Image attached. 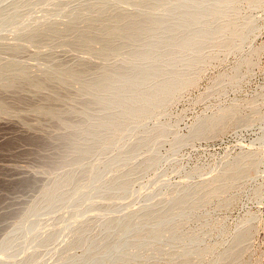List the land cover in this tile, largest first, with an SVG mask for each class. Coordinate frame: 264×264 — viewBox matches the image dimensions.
<instances>
[{
	"label": "rangeland",
	"instance_id": "374dc122",
	"mask_svg": "<svg viewBox=\"0 0 264 264\" xmlns=\"http://www.w3.org/2000/svg\"><path fill=\"white\" fill-rule=\"evenodd\" d=\"M51 1L30 5L31 0H0V104H7V108L0 107V264H76L77 257L66 254L84 256L94 241L99 253L102 244L110 245L106 254L97 255L104 257L105 264L125 258L134 264L156 259L157 264H264V0H225L235 5H225V37L214 40L192 37L202 32V26L188 23L192 15L207 17L214 6L212 0H164L177 8L162 19L163 36L130 43V55L112 61L108 71L129 78L141 62L143 76L156 75V83L175 69L203 78L193 90H180L177 105L153 110V117L140 128L135 118H123L133 87L115 101L103 96L75 97V73L84 75L83 84L97 80L95 70L101 60H81L83 54L75 50L79 48L74 43L64 47L57 38L49 37L48 24L47 36H36L33 44L26 43V30L12 32L51 20L71 22L84 11L95 17L117 14L115 3L108 2L101 11L100 4L85 0H60L54 6L48 4ZM200 2H204L201 8L197 6ZM221 24L216 21L209 31H217ZM175 27H179V47L167 63L157 66L156 57L166 55L175 42L169 37ZM69 28L67 33L75 31L71 27L68 32ZM185 29L195 31L186 33ZM157 43L163 47L160 54L140 59L141 46ZM202 43L209 49L200 59L209 56L215 45L225 46L218 60L201 68L203 71L200 63L191 65L199 59L195 48ZM19 44L27 48L13 50ZM45 44L51 47L40 50L43 55H35ZM245 60L250 66H241ZM66 68L71 69L69 73ZM21 74L29 78L21 80ZM3 75L12 78L3 80ZM36 85L44 89L39 91ZM120 86V82L103 84ZM230 107L239 113L235 127L219 137L197 138V127L204 126L199 125L201 118L221 116L222 108ZM116 115L123 123L121 138L115 145L94 148L96 138L115 132L105 131L100 122ZM153 130L160 133L138 146ZM89 134L93 135L89 138ZM245 156L250 163L259 161V166L241 171L245 178L232 186L226 200H200L211 178L240 164ZM73 164L76 167L71 169L77 175L69 183L73 171L69 165ZM110 169L113 173L100 179ZM55 185L59 191L51 193ZM122 186H126L124 192H120ZM132 211L122 221L130 228L139 223L142 234L138 238H129L131 231L123 227L105 229ZM164 217L168 219L161 220ZM150 229L162 232L147 233ZM152 242L160 246L157 251L143 246ZM54 252L63 259L58 260Z\"/></svg>",
	"mask_w": 264,
	"mask_h": 264
},
{
	"label": "bare ground",
	"instance_id": "6f19581e",
	"mask_svg": "<svg viewBox=\"0 0 264 264\" xmlns=\"http://www.w3.org/2000/svg\"><path fill=\"white\" fill-rule=\"evenodd\" d=\"M36 1H38V0H31L30 5H33ZM58 1H60V0H53V1L49 2L48 4L54 6ZM85 1L87 4H90V3L100 4V10L101 11L104 10V8L107 6L108 2H113V3H115L116 9H117V14H110V15L104 14L102 16L95 17L89 13H86V11H84L83 13L73 17L71 22L59 23L58 21L51 20V21H47L45 23L28 24L26 26H22L16 30L12 31L14 33H22L23 31L26 30V34H25V36L27 38L26 43L33 44L35 38L41 37L40 35L44 34V33L46 35V33L48 34L49 32H45V31L51 30L50 31L51 36H49V37L54 38V40L57 38L56 40L59 41L58 43H60V41H61V46L69 47V45H68L69 43H74L77 46L76 48H79V49H75V50H78L79 53L83 54L82 55L83 58H81V60H83L85 62L86 61H93L96 59L102 61V65L97 69V71L95 70L97 76L99 77V78H96L97 80L93 79V81H90L86 84L85 83L83 84L81 80L85 79V77H83L84 75H79V73H75L76 76L75 75L74 76L77 78L76 82H74V85L77 89V96H75L76 98H80L81 95L88 96V97H102L103 96L105 98L111 97L115 101L116 99H118L119 97H121L123 95L124 91L128 87H133L134 88L133 96L131 97L130 101L127 103L123 118L125 117V119L127 121L135 118L137 127L140 128V127L145 125L144 122L146 121V119L149 118L150 116H152V114L154 112L153 110L160 109V108L163 109L164 106L170 108L171 106L176 104L177 101H179L178 96L180 94L181 89H192V88L194 89L195 87H197L199 85L200 81H202L200 78H203V76L200 77V75L197 73L189 76L185 72L180 71L178 69H175L174 71L169 73L160 83H156L155 82L156 81V75H152V76H149V75L145 76L144 75L143 76L145 66L141 62H139L138 64L135 65L134 71H133L134 73L129 78H124V77H127L128 75L122 76V74H120L119 72L108 71L109 64L112 61H115V60L121 61L122 59H124V57L126 55L127 56L130 55L131 52H129L127 54L128 46L130 43L132 44L134 42H138L140 40V38H144V37L151 38V37H156V36L157 37L163 36V30L164 29L160 28V26L162 24V19L165 16H169L170 13H172L174 10H176L177 5L172 6L171 1L170 2L169 1L164 2V0H85ZM212 2L214 3V6L211 10H209V13H208L209 15L207 17L199 18L196 15H192L190 17L191 20L189 19L190 21H188V23L191 22L192 27H194L196 25L198 26L199 24H201V26H202V32L199 33L198 35L197 34L195 35L194 34L195 32H194L193 33L194 36L192 35V37H198V38L201 37V38L207 39V40H214L216 38L221 39V38L225 37V5H226V7L230 8V7H234L235 4L233 5L229 1L225 2V0H212ZM201 5H204V2L198 3L197 6L201 8V7H203ZM66 9H67V7L62 9V10H66ZM216 21L220 22V23L222 22V24L219 26L218 30L215 32L209 31ZM68 23H71L70 26L69 25L66 26ZM47 24H48L49 28L46 30L45 27ZM187 25L185 27H187ZM61 26H63L65 29L61 28ZM67 27H70V28L74 27L73 30H75V31L72 30L73 32L69 34V33H67V30H66ZM156 27H158V28L156 29ZM185 27H183V28H185ZM192 27H190V29H193ZM70 28L68 29V32H71V31H69ZM178 28L175 27L173 29V31H171V33L169 34V37L172 39V41H175V42L173 43V45H171L168 48V50L166 51V55L156 57L155 65L158 66V65H161L163 63H167L168 60H170V58L173 57V55L175 54L176 49L179 47V45L176 43V41L179 39V31H178L179 29ZM168 30H170V29H168ZM187 30H186V33L195 31V30H191V31L188 30L189 31L188 32ZM164 34H167V32L164 31ZM36 36H38V37H36ZM186 36H187L186 40H189L188 34ZM114 38H116V39H114ZM117 38H120V39L118 40ZM115 40H117V42L118 41L119 42L117 43ZM57 41H55V42H57ZM50 47H51L50 44L42 45L40 48H38L39 51L35 52V55H43V52H41L40 50L45 49V48H50ZM224 47L225 46H222L221 43L217 44L214 47L210 48V49H212V53L209 56H207L206 58H203V59L201 57V59H200V56H202L209 49L208 46H206V44L202 43V45L195 48L196 55L199 59L191 62V65L194 66L195 64L200 63V66H201L200 69L203 67L210 66L212 64V62L215 59H217L219 57V55L224 51L223 50ZM21 48H27V46L21 45V44L16 45V46L14 45L13 50L17 51ZM71 48H72V46H71ZM162 49H163V47L160 43H157V44H155L151 47H147V48H145L144 46H141V48L138 51V55H139L140 59L144 60V58L146 59L151 54H160ZM82 56H80V57H82ZM84 56H86L88 58H84ZM80 57L78 56L79 59H80ZM199 60H200V62H199ZM104 63H106V64H104ZM241 66L242 67L250 66V61L245 60L241 64ZM74 69H76V68H74ZM155 69H158V68L156 67ZM66 70H68L67 72L69 73V71L71 69L66 68ZM73 70H72V72H73ZM204 70H205V72L207 71L206 69H204ZM76 71H78V69ZM84 71H87V69ZM201 71H203V70L201 69ZM201 71H200V73H201ZM90 72H93V71H91V69H90ZM95 72H94V74H95ZM8 73L9 72H7V74ZM23 74H21L22 76H20L21 80H24L27 75L30 76V74H28V73H25V74H27L25 76ZM5 75H3V78H4L3 80H9L10 78H12V76H10V75H8L7 77ZM130 75H131V73H130ZM77 76H79V77H77ZM85 76H86V78L89 77L87 75H85ZM0 77H2V76H0ZM26 78H29V77H26ZM218 80H220V79H218ZM112 82H114V83L120 82L121 86L119 88L103 87V84H105V86H106V85L111 84ZM37 85H38V83H37ZM36 86H35V89H39V87L37 86L38 87L37 88ZM41 89H44V88L41 87ZM41 89H39V91ZM185 92H186V90H185ZM4 105H7V104L6 103L0 104L1 109L3 107H5ZM5 108H7V107H5ZM162 109H160V110H162ZM137 111H140L139 116L135 115ZM157 111H159V110H157ZM222 111H223V114L221 116L217 115L218 117H216V116L212 115V116H206V117H203L200 119L201 121H200L199 125L204 124V126H202L201 128L197 127V129L195 131V133L196 132L198 133L196 135L197 138L222 136L237 123L236 116H237V114L239 115V113L235 107H230V108H226V109L222 108ZM222 111H219V112H222ZM160 112H162V111H160ZM166 112H168V111H166ZM154 114H155V112H154ZM162 115L163 114H160V116H162ZM164 115H166V114H164ZM160 116H158V117H160ZM85 125H87V124H84V126H82V128L85 127ZM100 125L104 128L105 131L115 130V132L113 131V133H111L110 137H104L103 136L101 138H96V143L93 145L94 148L95 147L98 148L102 145H115L118 142V140L121 138V135L123 134V129H122V131L120 129L123 127L122 119H120L118 117V115L108 116L105 119H103L102 122H100ZM159 128H160V132H162L161 127H159ZM164 131H166V130H164ZM149 132L146 133L145 137H143L141 140L138 141V143H137L138 146H144L147 142L150 141L151 138L154 137L155 134L160 133V132L157 133V130H153L150 133ZM165 134L169 135V133H165ZM92 135L93 134H89L88 137L90 138V136H92ZM115 136H116V138H115ZM166 138H168V137H166ZM94 148H93V151H95ZM149 158L150 157H148L146 159H149ZM244 158L245 159L242 160L240 164L232 165L231 167L226 168L219 175L211 178L210 179L211 184L208 187V191L204 196L201 197L200 200H226L225 195L228 194V192L230 191L232 186L235 183H237L238 181H240L241 179L245 178V176L243 175V172H241V171H243V169L246 167H247L246 169H248V168H252V167L256 168L259 166L258 165L259 161L250 163V160H249V162L247 161L248 160L247 156H245ZM118 159L120 160V158H118ZM149 160H151V159H149ZM122 161L123 160H121V162ZM155 164H156V162H155ZM78 165H79V163H78ZM86 165H89V164H86ZM92 165L94 166L95 164H92ZM74 166L76 167V165H74V164L69 165L70 169L73 168ZM93 166H91V168L89 167V169L92 170ZM78 169H80V168H78ZM107 169H109V168H107ZM246 169H244V170L246 171ZM71 170H73V169H71ZM110 170L111 171L108 170V172H104L103 174H100V175H102L100 177V179L104 180V179L108 178L109 173H113L112 169H110ZM91 172H89L88 175L91 174ZM246 173H248V171ZM93 174H96V173L94 172ZM76 175H77V171L74 169L70 173L69 179L67 181H69V183H72V181L75 180ZM119 177L122 180H125V178H126V176H124V175L123 176L120 175ZM92 178H93L92 180H94L93 175H92ZM88 180H90V176H88ZM218 183H221V185H218ZM111 188H109V189H111ZM99 189H100V187H99ZM125 189H126V186H122L120 189V192H124ZM70 190L71 189H69L67 192H69ZM58 191H59L58 185H55L51 189V193H57ZM73 192L77 193V191H73ZM229 195H230V193H229ZM233 203H234V201H233ZM150 207L151 206H147L146 209H149ZM146 209H144L143 212L147 211ZM132 213H133V211L129 212L128 214H126L122 217H120L121 219H116L117 222L114 223V225H110V226L107 225L105 227V229L107 228V231H108L111 229V226L112 227H118V226L123 227L126 230L129 229L131 231V233L129 232V235H130L129 238H132V237L138 238L142 234V229L140 228L139 223L135 224L136 228H130L131 225H130V227H128L127 223L122 221V220H124V218H126L129 214H132ZM165 219H168V217H164L161 220H165ZM137 226H139V227H137ZM72 230H73V232L77 231L76 228H73ZM122 232H124V231H122ZM149 232H152L154 234H158L159 232H162V231L157 230V229H150V230H148L147 233H149ZM144 234H146V233H144ZM74 235H72V236H74ZM94 243H95V241L93 243L91 242L89 244L87 250L83 254L84 256H82V255L79 256L78 254H73L72 252H71L72 254L67 252L68 254H66V255L68 257L71 256L72 258L76 256L77 257V258L75 257L77 259L76 264H87L86 263L87 260L94 261L95 264H105L102 262L104 260L103 259L104 257L103 258L97 257V255L103 256L104 254H106L108 249L110 248L109 243L102 244V246L100 247V249H101L100 253L96 252V249L98 247L96 245L93 246ZM143 246L145 248H149V249L154 250V251L155 250L157 251V247H160L159 245H156L153 242L144 244ZM74 247L76 248V246H74ZM121 247H123V246H121ZM37 250H39V248H37ZM160 250H161V248H160ZM54 254L58 255V258H57L58 260L63 259V256H60L59 252H54ZM124 257H125V255L122 256V258H124ZM110 260H112V259H110ZM156 260L150 261L149 264H157ZM31 261H34V259H31ZM112 262H113V260H112ZM141 263L147 264V262H145V261L141 262ZM107 264H109V263H107ZM117 264H134V261L130 260L128 258H125L122 260V262H118Z\"/></svg>",
	"mask_w": 264,
	"mask_h": 264
}]
</instances>
